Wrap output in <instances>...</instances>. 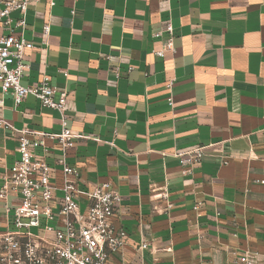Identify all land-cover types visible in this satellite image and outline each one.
Listing matches in <instances>:
<instances>
[{
  "label": "crops",
  "instance_id": "obj_1",
  "mask_svg": "<svg viewBox=\"0 0 264 264\" xmlns=\"http://www.w3.org/2000/svg\"><path fill=\"white\" fill-rule=\"evenodd\" d=\"M26 22L34 47L21 84L48 75L67 92L79 189L109 181L121 196L113 222L127 240L111 264L264 253V0H39ZM1 98L10 128L0 133V186L21 129H60L59 113L34 96L14 107L0 87ZM45 144L37 152L59 183L58 146ZM196 145L202 160L187 171L175 152ZM12 219L0 202V227Z\"/></svg>",
  "mask_w": 264,
  "mask_h": 264
},
{
  "label": "built area",
  "instance_id": "obj_2",
  "mask_svg": "<svg viewBox=\"0 0 264 264\" xmlns=\"http://www.w3.org/2000/svg\"><path fill=\"white\" fill-rule=\"evenodd\" d=\"M38 1L0 0L1 93L11 95L14 107L28 95L34 96L42 107L59 113L60 129L31 137L30 131L23 128L17 135L19 158L0 186V202L6 211L12 210L13 218L11 227H0V264H111L113 254L127 240V232L113 222L121 196L109 181L95 183L87 190L79 189L80 173L67 162L77 138L68 126L67 92L57 90L48 75L29 85L20 82L29 67L25 54L34 47L24 35L28 5ZM47 1L49 5L55 3ZM166 30L171 31L170 24ZM48 31L49 25L45 24L44 34ZM170 45L169 41L166 48ZM163 53L164 49L156 51L160 56ZM171 85L172 81H168V87ZM169 102L172 104V99ZM7 128L9 123L0 119V133ZM45 139L58 146L55 162L61 175L59 183L52 180L53 168L37 152L41 149L43 156L47 153ZM175 154L188 171L202 160L203 147L196 145ZM260 183L264 185V177ZM141 247H146L144 239ZM231 264H264V253L245 249L236 253Z\"/></svg>",
  "mask_w": 264,
  "mask_h": 264
},
{
  "label": "rangeland",
  "instance_id": "obj_3",
  "mask_svg": "<svg viewBox=\"0 0 264 264\" xmlns=\"http://www.w3.org/2000/svg\"><path fill=\"white\" fill-rule=\"evenodd\" d=\"M31 230H32V231H36V229H35V228H32Z\"/></svg>",
  "mask_w": 264,
  "mask_h": 264
}]
</instances>
